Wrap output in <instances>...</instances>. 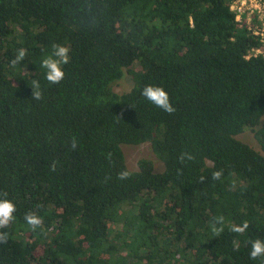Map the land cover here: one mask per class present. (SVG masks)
Masks as SVG:
<instances>
[{
  "label": "trees",
  "instance_id": "trees-1",
  "mask_svg": "<svg viewBox=\"0 0 264 264\" xmlns=\"http://www.w3.org/2000/svg\"><path fill=\"white\" fill-rule=\"evenodd\" d=\"M233 1L0 0V198L16 205L0 264H264L249 255L264 240V154L237 137L250 126L264 150V57L247 58L259 40ZM54 43L70 49L59 84L40 66ZM126 71L133 87L116 92ZM145 142L163 171L128 167L122 145Z\"/></svg>",
  "mask_w": 264,
  "mask_h": 264
},
{
  "label": "clouds",
  "instance_id": "clouds-1",
  "mask_svg": "<svg viewBox=\"0 0 264 264\" xmlns=\"http://www.w3.org/2000/svg\"><path fill=\"white\" fill-rule=\"evenodd\" d=\"M70 49L61 44H53L52 52L45 56L40 66L45 69V79L49 84H59L65 77V71L63 66L70 62ZM27 53L25 49H19L17 55L11 61L13 65L20 63L26 57ZM40 82L34 80L31 88L33 89L32 97L33 99L39 101L43 98V93L40 90ZM142 96L148 100L151 104L155 105L168 113L175 111L174 106L170 101L168 92L160 86L147 85L142 90ZM71 146L75 149L77 142L75 138L72 140ZM185 156L188 159H192L190 154H182L180 159L184 160ZM54 167V166H53ZM131 173L127 170H123L118 173V179H127ZM222 176V170L215 171L213 173V179L218 180ZM16 211L15 203L6 198H0V229L6 228L14 219V213ZM26 223L31 227L32 230H36L42 224V219L34 213H27L25 215ZM224 217L218 216L214 218L211 223V231L215 236H220L223 232ZM249 227L247 221L243 222L242 225H233L231 231L234 233L243 234L245 230ZM6 235L5 233H0V237ZM250 258L255 260L259 257H264V240L256 239L252 241L251 251L249 253Z\"/></svg>",
  "mask_w": 264,
  "mask_h": 264
},
{
  "label": "rangeland",
  "instance_id": "rangeland-1",
  "mask_svg": "<svg viewBox=\"0 0 264 264\" xmlns=\"http://www.w3.org/2000/svg\"><path fill=\"white\" fill-rule=\"evenodd\" d=\"M133 84L134 81L132 76L126 71L123 78L117 81L113 85V88L116 92L122 93L130 90L133 87ZM263 123L264 115L261 118L260 125H262ZM257 128H259V126H257L256 129ZM237 137L264 154V150H262L260 143L255 137L254 129L250 128V126H246L245 130ZM122 148L125 153L128 167L131 170H138L139 162L142 159L151 160L154 164L155 171L161 172L164 170V162L158 158L150 142H145L138 145L123 144Z\"/></svg>",
  "mask_w": 264,
  "mask_h": 264
},
{
  "label": "built area",
  "instance_id": "built-area-1",
  "mask_svg": "<svg viewBox=\"0 0 264 264\" xmlns=\"http://www.w3.org/2000/svg\"><path fill=\"white\" fill-rule=\"evenodd\" d=\"M231 10L236 22L259 40V44L248 51L247 58L264 57V0H234Z\"/></svg>",
  "mask_w": 264,
  "mask_h": 264
}]
</instances>
